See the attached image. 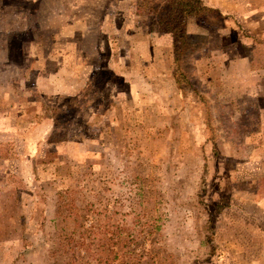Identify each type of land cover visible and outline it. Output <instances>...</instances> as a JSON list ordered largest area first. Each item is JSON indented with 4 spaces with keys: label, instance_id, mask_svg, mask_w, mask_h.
Returning <instances> with one entry per match:
<instances>
[{
    "label": "rangeland",
    "instance_id": "374dc122",
    "mask_svg": "<svg viewBox=\"0 0 264 264\" xmlns=\"http://www.w3.org/2000/svg\"><path fill=\"white\" fill-rule=\"evenodd\" d=\"M254 1L196 18L175 62L142 0H0V264L50 263L68 191L145 237L136 260L264 264Z\"/></svg>",
    "mask_w": 264,
    "mask_h": 264
},
{
    "label": "trees",
    "instance_id": "16d2710c",
    "mask_svg": "<svg viewBox=\"0 0 264 264\" xmlns=\"http://www.w3.org/2000/svg\"><path fill=\"white\" fill-rule=\"evenodd\" d=\"M142 3L146 12L156 16L159 25L171 35L175 62L186 43L187 20L216 13L215 10L204 6L203 0H142ZM252 61L250 57V66L253 67ZM74 193L68 191L57 195L58 208L52 220V232L45 233L44 224L41 225L44 241L48 242L49 264L152 262L135 258L139 252L145 251L146 254L145 237L134 236L129 230L121 228H114L112 231L106 210H99L96 204L88 203L84 196ZM213 249L212 247L211 253Z\"/></svg>",
    "mask_w": 264,
    "mask_h": 264
},
{
    "label": "crops",
    "instance_id": "0c3cea01",
    "mask_svg": "<svg viewBox=\"0 0 264 264\" xmlns=\"http://www.w3.org/2000/svg\"><path fill=\"white\" fill-rule=\"evenodd\" d=\"M254 5V12L255 11H262L260 14V18L256 19L257 22H261L264 19V7H261L264 5V0H255L252 2ZM204 6L211 8L216 11L217 14L222 15V16H227L230 20L234 21V24L238 25L240 23L239 20H244L247 18L245 16V11L248 6H251L249 0H203ZM259 5V7H256ZM246 6V7H245ZM239 19V20H238ZM239 22H238V21ZM198 19L196 18H189L186 23V36L189 34H195V35H200V36H206V31L205 29L202 28L200 23H197ZM250 21V20H249ZM255 23V24H256ZM251 24V23H250ZM249 25V22L246 24V28L248 30H256V25ZM253 36L255 34H252Z\"/></svg>",
    "mask_w": 264,
    "mask_h": 264
}]
</instances>
